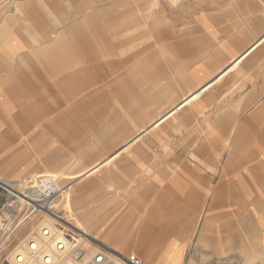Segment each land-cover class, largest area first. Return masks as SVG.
Segmentation results:
<instances>
[{
	"label": "crops",
	"instance_id": "crops-1",
	"mask_svg": "<svg viewBox=\"0 0 264 264\" xmlns=\"http://www.w3.org/2000/svg\"><path fill=\"white\" fill-rule=\"evenodd\" d=\"M125 1L0 0V175L13 181L34 175L26 176L42 160L30 151L42 158L51 152L42 143L63 136L55 98L64 85L77 94L80 72L93 82L96 64L125 54L122 62L135 64L134 75L119 72L118 113L96 133L100 141L121 145L109 161L129 149L124 169L135 172L129 180L134 179L137 194L121 199L102 184L79 187L81 181H75L73 192L80 193L72 198L73 209L85 202L93 219L87 228L96 242L107 247L117 238L115 252L137 255L144 264H181L193 239L200 262L252 264L264 257V0H215L209 7L184 0L182 8L157 13L168 11L163 23L152 15L147 33L112 26L127 19L112 9ZM138 74L145 75L143 82ZM129 76L136 78L132 85ZM154 145L164 160L160 168L154 156H145L148 149L154 154ZM189 154H202L206 169ZM56 169L62 183L61 168ZM138 171L147 173L137 176ZM234 190L243 197L254 194L249 212L247 204H240L245 213L235 210ZM100 194L109 197L93 210ZM114 202L120 203L118 224L98 220ZM128 202L135 215L147 207L146 221L134 225L136 218H127ZM105 203L108 208L96 214ZM149 250L153 256L144 258Z\"/></svg>",
	"mask_w": 264,
	"mask_h": 264
},
{
	"label": "rangeland",
	"instance_id": "rangeland-1",
	"mask_svg": "<svg viewBox=\"0 0 264 264\" xmlns=\"http://www.w3.org/2000/svg\"><path fill=\"white\" fill-rule=\"evenodd\" d=\"M114 3L115 0H110ZM127 1V2H126ZM124 4L117 5V8H112L114 10L113 15H117L119 18H123L127 16V19L122 21H114L112 23V26L118 27L119 30H125L127 28L132 29H139L142 32L147 33L148 29L150 28L151 23V16L155 15L156 22L163 23L165 22L166 18L168 17V11H166V14H157L158 12L162 13L165 12V9L169 7L179 6L178 8H182V3L184 0H140L138 1V5H131L129 4V0H126ZM134 1V0H132ZM136 1V0H135ZM201 1V6L209 7L212 2L215 0H190V2L187 0L186 5L189 3H195V5H198V2ZM121 1H117L119 3ZM112 3V5H113ZM116 7V6H115ZM157 15L158 21H157ZM171 17H178V15H173L171 13ZM118 18V19H119ZM117 19V18H116ZM112 50L113 48H109ZM127 56L116 54L114 56H111L109 60H111L108 63L105 62H99L96 64V70L94 73V81L92 80L87 81L86 72H80L79 74V83H78V93L77 94H69L70 88L67 87L66 84L64 85L63 89L64 92L62 94H58L55 98V103L57 104L56 113L55 114H62V127H60L61 134L63 133V136H57L52 137L51 142L49 143H42V148L47 147V149H50V154H42V158L40 157V154H35L34 151H30L31 154H28L30 156H33L35 160H42V166L38 169H33L32 172H29L26 176H29L31 174H34L30 177L26 178V183L23 184L19 188V190H22L26 187L28 183H33L34 179L36 178L37 174H56L54 171L59 170L60 168V174L61 176V184H69L71 183V186L75 189V181H81L79 182L78 186H86L88 184L92 183H99L102 184L104 187L108 188V190L112 192H116V194H121V199H124L127 197V199H131L137 194L135 182L134 179L129 180L130 177H135V172L133 173L132 170L125 171L124 166L125 163L128 162L127 157H129V149L126 150L123 154H120L119 157L113 159L111 158V161H109V158L116 153L121 145L118 144V142L115 143H108L100 141L101 137H99L96 133V131H99L102 125H108L110 123V120H113L115 118V115L117 112V107L120 105V92H119V72H125L126 70H129L133 72L135 70V64L132 62L125 63L122 62L126 60ZM120 61V64L118 63ZM55 70V69H54ZM139 79H142V82L145 80L144 74H138L137 75ZM85 77V78H84ZM137 77V78H138ZM136 79V78H135ZM131 76L128 77V84L134 83V80ZM75 79L71 80V82L75 83ZM67 84H70L69 82ZM132 85V84H131ZM149 85V84H148ZM147 86V85H146ZM68 88V89H66ZM148 88V87H147ZM73 90L75 88L73 87ZM61 101V102H60ZM47 106H52L50 104H53L51 99H48L46 102ZM46 106V107H47ZM118 120V119H116ZM100 127V128H99ZM106 128V127H104ZM107 129H110V127H107ZM71 133L68 135L67 133ZM73 132V133H72ZM73 134V135H72ZM120 135V134H118ZM124 135L120 137V140L124 139ZM62 138V141H61ZM119 139V137H118ZM138 140L134 141L136 143ZM132 143L131 146L134 144ZM26 145V144H23ZM78 149H77V147ZM72 147V149H71ZM81 151V152H79ZM152 151L154 154H150L151 150L148 149V153L145 154V156L149 155V160L152 156H154L155 162H160L158 167L160 168L161 162L164 160L159 159L157 156L161 154V150L157 145H154L152 148ZM160 153V154H159ZM202 154H189L191 157V160H193L195 163H197L201 168H205L207 165L205 160H202L201 158ZM241 155V154H240ZM247 154H242L241 156H246ZM252 155V154H251ZM50 158V159H47ZM113 159V160H112ZM47 160V162H46ZM148 160V161H149ZM157 160V161H156ZM105 161L102 166L96 168L95 170L93 167L97 162ZM120 162L123 164V167H120ZM210 165H214V161H209ZM150 163V162H149ZM40 164V163H39ZM38 164V165H39ZM128 164V163H127ZM94 165V166H93ZM219 169L220 164L216 163ZM62 166V167H60ZM92 166V167H91ZM91 167V168H90ZM245 165L240 169V171L244 172ZM90 170H89V169ZM98 169V170H97ZM206 169V168H205ZM97 170V171H96ZM90 171V172H88ZM96 171V172H95ZM54 172V173H53ZM78 172V173H77ZM95 172V173H94ZM94 173V174H92ZM130 173V174H129ZM147 173V171L137 172V176H144ZM241 173V172H240ZM91 174V176H89ZM132 175V176H131ZM88 176V177H87ZM63 177V178H62ZM166 175H160L159 178L165 179ZM24 178V177H17L15 178ZM126 179V180H125ZM131 181V182H130ZM144 182V180H143ZM0 183H3L0 181ZM150 184H143V186L148 187ZM76 187L78 190L79 187ZM149 192V191H148ZM240 190H234L232 191V203L236 205L235 210L243 211L244 208L240 205L247 204V212L250 210L254 203V194L248 195L246 198L239 195ZM80 193L79 191H76V193H73V197L78 196ZM251 194V193H250ZM92 195H87L86 200L89 199ZM150 192L148 195H146L147 198H149ZM108 195L100 194L97 196L93 201V204L91 207H96L102 201H104ZM67 202L66 205H60L57 207L59 211L67 212L69 216L75 220L77 226L85 232L84 225L85 221L88 220L89 215L86 217L80 218V219H74V216L72 215V209L74 206L72 205V199ZM242 198V199H241ZM7 200V191L0 184V220H5L9 218V211L5 208V203ZM118 202V201H117ZM150 201H148L149 203ZM242 202V203H241ZM85 206V202L80 201ZM122 203V201H120ZM120 203L114 202L112 207L107 210L106 213H103L98 220L100 221H106L108 219H115L112 222L117 223L119 214H120ZM127 210L131 211L130 213L126 214L127 218L135 217L136 219L133 221V224H141L142 222L146 221L145 217H148V215L144 214L143 211L147 210V207H143L139 214L135 215V206L131 205V203H127ZM82 206V205H81ZM83 206V207H84ZM264 206V203H263ZM90 207V208H91ZM242 207V208H241ZM85 209V207L83 208ZM92 209V208H91ZM92 210V211H93ZM264 210V208L262 209ZM25 211H27L25 209ZM88 212V211H87ZM246 212V210L244 211ZM264 212V211H263ZM44 214L42 212L35 213L31 219H29L27 222H25L20 228L18 229L17 233L15 234V237L11 243V246L9 249H13L16 244L20 242L21 239L26 237L31 233L32 227L35 225V223L41 222L44 217ZM138 215V216H137ZM137 216V217H136ZM90 218V217H89ZM156 220H152L153 223L157 224V217H153ZM85 220V221H84ZM84 222V223H83ZM30 229V230H29ZM27 230V231H26ZM89 231V229L87 228ZM25 235V236H24ZM90 238V244L97 243L96 239L88 233ZM88 237V239H89ZM193 242L196 243V240H192L190 248L185 249L184 254L182 256V262L181 264H214L213 260H204L200 262V255L197 253V250L195 249V245H193ZM143 241H140V244H142ZM245 254V253H244ZM245 255L241 254L239 257L242 258ZM209 257V256H208ZM241 262V261H240ZM239 263V262H238Z\"/></svg>",
	"mask_w": 264,
	"mask_h": 264
},
{
	"label": "built area",
	"instance_id": "built-area-1",
	"mask_svg": "<svg viewBox=\"0 0 264 264\" xmlns=\"http://www.w3.org/2000/svg\"><path fill=\"white\" fill-rule=\"evenodd\" d=\"M0 184L7 191L5 208L10 212L8 219L0 220V264H144L137 255L123 256L100 245L94 251L79 241L89 236L67 212L54 208L68 187L56 175L37 174L22 190L10 183ZM38 212L48 214L52 222L42 223L29 236L26 247L31 257L25 262L20 254L11 256L14 248H9L20 226Z\"/></svg>",
	"mask_w": 264,
	"mask_h": 264
},
{
	"label": "bare ground",
	"instance_id": "bare-ground-1",
	"mask_svg": "<svg viewBox=\"0 0 264 264\" xmlns=\"http://www.w3.org/2000/svg\"><path fill=\"white\" fill-rule=\"evenodd\" d=\"M243 20V19H242ZM245 24V23H244ZM174 126V125H173ZM10 169V168H9ZM8 169V170H9ZM20 169V168H19ZM18 169V170H19ZM17 170V171H18ZM0 177L1 178H3L5 181H7L8 183H10V184H12L13 186H15V188L16 189H18V188H20L21 186H23V184L24 183H26V178H19V179H16V180H12V179H10V178H7V177H4V176H1L0 175ZM252 184V183H251ZM262 192V191H261ZM73 188H72V186H71V183H69L68 184V187H67V189H66V191L63 193V197L56 203V205H55V207L54 208H56L57 209V207L58 206H60L61 204H63V203H65V202H67L68 200H70L71 198H72V196H73ZM200 196V195H199ZM198 198V197H197ZM246 198V197H245ZM262 198V197H261ZM200 199V198H199ZM202 199V198H201ZM193 204V203H192ZM82 205V206H81ZM84 205L82 204V203H79L78 204V208H76V209H73L72 210V215L74 216V219H80V218H83V217H86L87 215H89V217H88V220H84L85 221V223L86 224H83L84 225V228H85V234L86 235H88V233H89V231L87 230V225H89V224H92V221H93V219H92V214L90 213V212H87L88 210L87 209H83L84 207H83ZM196 207V206H195ZM105 208H108V204L107 203H105V204H103V205H101V206H99L98 207V209H97V213L96 214H101L104 210H105ZM251 208V207H250ZM204 210V209H203ZM106 213V212H105ZM204 213V212H203ZM245 213V212H244ZM34 215V214H33ZM32 215V216H33ZM43 217H44V219H43V221H41V222H39V223H35V225L32 227V229H31V233L29 234V235H27L26 237H24L23 239H21L20 240V242L18 243V244H16L15 246H14V249L11 251V256H14V255H17V254H20V255H22V258H23V260L26 262V261H28V260H30V253H29V250H28V248L26 247V242H27V239L29 238V236L33 233V232H35L38 228H40L41 226H42V223H44V222H48V223H50V222H52L51 221V219H50V216L48 215V214H44L43 215ZM257 220V219H256ZM50 221V222H49ZM95 222H96V220H95ZM200 224V223H199ZM173 226V225H172ZM259 226V225H258ZM93 227H95V225L93 226ZM96 227H97V225H96ZM103 228H104V226H103ZM196 228V227H195ZM90 229V228H89ZM105 229V228H104ZM104 229H102V230H104ZM30 230V229H29ZM101 230V231H102ZM27 231V230H26ZM122 233V232H121ZM262 233V232H261ZM243 235V234H242ZM25 236V235H24ZM89 236V235H88ZM119 238V237H118ZM80 242H83L84 243V245L86 246V247H88V248H90V249H92V250H97L98 248H99V244L98 243H93V244H90V240L88 239H86V238H80V240H79ZM117 243H119V240L116 238V239H113L112 240V242H111V244H113V245H111V246H107V248H109V249H112V250H115L116 248L114 247V245L115 244H117ZM39 244H40V246L42 245V243L39 241ZM249 246V245H248ZM148 253H144V255H143V257L144 258H150V257H152L153 256V253H152V251H147ZM259 254V253H258ZM167 255V254H166ZM167 257V256H166ZM264 261V257H258V258H256L253 262H252V264H258V262H263ZM34 264H39V262H35Z\"/></svg>",
	"mask_w": 264,
	"mask_h": 264
}]
</instances>
